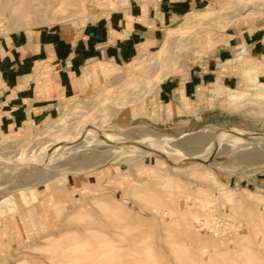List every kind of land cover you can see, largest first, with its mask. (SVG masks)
<instances>
[{"label":"rangeland","instance_id":"1","mask_svg":"<svg viewBox=\"0 0 264 264\" xmlns=\"http://www.w3.org/2000/svg\"><path fill=\"white\" fill-rule=\"evenodd\" d=\"M29 1L0 0V33L82 25L127 3L56 0L14 22L12 9L25 12ZM190 1L144 51L148 60L167 43L164 59L171 58L163 66L99 64L95 86L67 100L56 117L0 136V264H264V94L236 106L219 101L188 122H122L123 113L145 108L163 80L185 74L225 41L226 31L264 26V0ZM198 12L197 22H181ZM14 154L24 157L6 168L2 162ZM217 210L242 229L222 237L203 228L200 220Z\"/></svg>","mask_w":264,"mask_h":264},{"label":"crops","instance_id":"2","mask_svg":"<svg viewBox=\"0 0 264 264\" xmlns=\"http://www.w3.org/2000/svg\"><path fill=\"white\" fill-rule=\"evenodd\" d=\"M193 3L129 2L105 9L82 25L0 33V136H17L18 131L34 130L56 117L67 100L95 86L94 78L98 81L102 76L99 64H124L150 50L173 18L189 11ZM250 28L243 24L226 31L225 41L193 60L185 74L163 80L146 98L145 108L137 106L135 116L133 111L123 113L122 122H188L210 105L218 107L219 101L227 100V91L236 98L230 99L234 106L248 95L264 94V26ZM247 60L253 61L254 69L247 71L251 68L245 65Z\"/></svg>","mask_w":264,"mask_h":264},{"label":"bare ground","instance_id":"3","mask_svg":"<svg viewBox=\"0 0 264 264\" xmlns=\"http://www.w3.org/2000/svg\"><path fill=\"white\" fill-rule=\"evenodd\" d=\"M121 1H123V0H121ZM127 1V3H128V0H126ZM56 2V0H30L29 1V3H28V10L27 11H25V12H21L20 13V8H14V9H12V11H11V17H12V19H13V21L14 22H17V21H19L20 19H23L24 20V22H25V20L27 21V20H30V18L32 17V16H34V15H36V13L37 12H42V13H45L46 12V10L48 9V7L49 6H51V4H54ZM14 3H16V2H14ZM119 4H120V2H118ZM42 6V7H41ZM203 16V13H195V14H190L189 16H187V17H185L184 19H182L181 20V22H191L192 21V23H194L193 21H196V20H198L199 18H201ZM34 18V17H33ZM197 22V21H196ZM20 23V22H19ZM179 23V22H178ZM178 23H176V25H175V27H176V29L178 28L177 26V24ZM191 23V24H192ZM27 24V23H26ZM175 29V30H176ZM174 29H173V31H175ZM179 30V29H178ZM207 40V39H206ZM166 41H168V43H169V40H166ZM165 43V42H164ZM162 48V49H161ZM159 50H160V52L159 53H154V54H152L151 55V57H149V59L147 60V58H148V56H147V58L145 59L144 57H145V54H144V50L143 51H140L136 56H134L132 59H139V61L140 62H143L142 61V59H145V61L147 62L148 61V63H158V64H161L162 65V62L165 60L164 58L166 57V55L167 54H169V53H167L168 51H169V49H170V47L167 45V43L166 44H164V46H162ZM171 56V55H170ZM175 57H176V55H175ZM175 57L173 56V58L175 59ZM168 58V57H167ZM169 58H171V57H169ZM169 58H168V60H169ZM186 58V57H185ZM188 58V57H187ZM239 59H240V57H239ZM168 60L166 61V62H168ZM144 61V62H145ZM170 61H171V59H170ZM169 61V62H170ZM185 62V61H184ZM247 63H245V65H249L251 68H248L247 69V71H250V70H252V69H254V67H255V65H254V63H253V61L252 60H247L246 61ZM164 64V63H163ZM259 65V64H258ZM149 66H151V65H149ZM163 66V65H162ZM113 67L114 68H116L117 69V67H116V65H113ZM159 67V66H158ZM167 67H168V63H167ZM173 67H174V65H173ZM163 68H165V66L163 67ZM165 69H167V68H165ZM169 69H170V67H169ZM102 70L104 71V68L102 67ZM149 70V69H148ZM151 70V69H150ZM168 70V69H167ZM167 70H166V72H167ZM170 71H172V69L170 70ZM165 72V73H166ZM169 72V71H168ZM118 73V72H117ZM117 73H110L109 72V74L111 75V74H113V75H115V76H117L116 74ZM134 73V72H133ZM157 73V72H156ZM108 74V73H107ZM153 74V73H152ZM158 74V73H157ZM254 74V73H253ZM156 75V74H155ZM159 75V74H158ZM157 75V76H158ZM126 76H128V75H126ZM161 76V75H160ZM167 76V75H166ZM166 76H164L165 78H166ZM254 76H255V74H254ZM153 77V76H152ZM151 78V77H150ZM154 78H155V76H154ZM255 78V77H254ZM152 79V78H151ZM163 79V78H162ZM155 81V80H154ZM157 81V80H156ZM159 81V80H158ZM135 90V89H134ZM217 92V91H216ZM217 94V93H216ZM233 98H235V96L233 95V94H230L229 95V97H228V100H230V99H233ZM236 99V98H235ZM228 100H224L223 102L224 103H227L228 102ZM239 100V99H238ZM79 103V102H78ZM70 104V103H69ZM68 104V105H69ZM70 105H72V104H70ZM69 105V107H71ZM74 106V105H73ZM72 106V107H73ZM186 106H188V103H187V105ZM68 107V108H69ZM67 108V107H66ZM65 108V109H66ZM66 112V111H65ZM170 139V138H169ZM156 141H157V139H156ZM155 141V142H156ZM152 142V141H151ZM164 143H165V141H164ZM148 146V145H147ZM150 146V145H149ZM154 147V146H153ZM151 148H152V146H151ZM147 149H148V147H147ZM152 149H154V148H152ZM51 150H53V148L51 149ZM22 151V150H21ZM20 150L19 151H17V152H21ZM148 152H150L151 151V149L149 150H147ZM13 152V151H12ZM24 152V151H23ZM29 153V152H28ZM34 153H35V151H34ZM42 153H44V152H42ZM23 154V153H22ZM21 154V155H22ZM39 154H40V152H39ZM38 154V155H39ZM11 155V154H10ZM15 155V154H14ZM21 155H15V156H9V157H5V161H4V163L2 162V164L4 165V166H6V168H8L7 167V165H9V164H11V162L12 161H16V159H21L22 160V157H24V156H21ZM35 156H37V153L36 154H34ZM33 155V156H34ZM41 155V154H40ZM32 156V155H31ZM27 158V157H26ZM34 157H32L31 159H30V156H29V160H32ZM28 159V158H27ZM131 159H132V157H131ZM26 160V159H25ZM35 160V159H34ZM135 160V159H134ZM18 161V160H17ZM100 161V160H99ZM104 161V160H103ZM1 163V162H0ZM100 163H103V162H100ZM99 164V163H98ZM92 165H94V166H96L97 165V163H93ZM3 166V167H4ZM0 167H2V165L0 166ZM5 168V167H4ZM72 169V168H71ZM73 170H70L69 169V171H63V172H61V174H63V177L62 178H64L65 177V172H72ZM75 173V172H74ZM197 218V217H196ZM237 234V233H236Z\"/></svg>","mask_w":264,"mask_h":264},{"label":"built area","instance_id":"4","mask_svg":"<svg viewBox=\"0 0 264 264\" xmlns=\"http://www.w3.org/2000/svg\"><path fill=\"white\" fill-rule=\"evenodd\" d=\"M163 0H128L137 4H156ZM171 2L179 0H168ZM127 3L118 4L119 7L126 5ZM200 224L203 228L211 230L214 234L222 237L232 236L238 233L242 229V223L235 218L230 212L225 210H217L211 212L209 216H205L200 220Z\"/></svg>","mask_w":264,"mask_h":264}]
</instances>
